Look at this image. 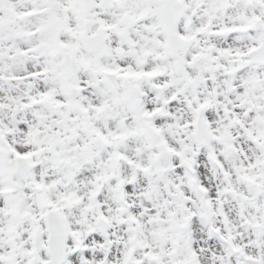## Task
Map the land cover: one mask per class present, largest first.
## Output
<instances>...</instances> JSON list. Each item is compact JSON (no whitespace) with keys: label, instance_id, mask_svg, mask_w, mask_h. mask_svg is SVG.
I'll list each match as a JSON object with an SVG mask.
<instances>
[{"label":"rangeland","instance_id":"obj_1","mask_svg":"<svg viewBox=\"0 0 264 264\" xmlns=\"http://www.w3.org/2000/svg\"><path fill=\"white\" fill-rule=\"evenodd\" d=\"M11 1L4 5L0 0V264H31L34 246L43 249L42 261L37 264H45L49 260L45 217L54 212L66 214L70 225L65 264H244L248 257L242 252L238 261L231 249L235 240L249 258L264 264V143L259 139L264 136V110L259 100L257 108H252L243 85L228 82L214 63L208 70L222 85L219 108L211 112V145L220 152L223 165L215 171L204 148L193 142V119L188 109L201 76H208L207 67L188 69L187 75L194 81L181 72L173 76L168 71L165 88L149 93L147 98L153 107L164 110L158 126L171 147V157L162 161L171 171L166 180L160 179L158 144L140 133V122H124L130 118L121 99L124 89L120 97L111 96L90 67H79L82 61L89 66L94 58L82 50L75 54L78 67L71 69L74 64L69 57L75 50L66 47L62 55H67L71 64L68 69L74 72L66 71L67 80L73 83L75 74L85 88L80 97L74 93L64 99L58 73L65 70L60 67L62 60L57 63L47 59L48 35L28 38L24 35L28 27L22 20L6 16L9 5L20 12L40 8L28 0ZM50 18V12L42 9L30 19L29 28L46 26ZM122 18H130L125 9ZM148 33V41L155 39ZM66 35L74 39L72 34ZM33 46V54L19 53L21 48ZM143 48L133 57L127 51L119 58L114 55L111 62L123 61L136 68L134 60H139ZM155 60L158 62L157 56ZM45 68L48 72L43 75ZM37 72L42 73L37 80L25 78ZM252 75L255 84L244 86L249 85L261 97V75ZM158 95L168 105H163ZM77 103L87 115L75 109ZM226 106L252 114L237 111L235 118H226ZM247 130L250 134L246 136ZM118 153L125 158L114 174L112 166ZM4 154L8 163L3 161ZM19 156L35 162L26 182L14 172ZM186 161L193 164L192 170L185 166ZM7 167L15 174L12 181L2 176L4 169L6 176L12 177ZM118 173L126 180L122 195L116 185ZM72 175L74 181L70 183ZM195 181L206 190L213 215L210 225L196 211L200 202ZM98 186L102 188L97 190ZM50 192V204L44 206L40 197L43 200ZM123 197L129 200V215L122 214ZM21 205L32 210L22 220L12 215L14 207ZM99 212L106 217L107 235L97 224ZM12 224L20 238L19 251L15 250L19 244H11L8 237Z\"/></svg>","mask_w":264,"mask_h":264},{"label":"flooded vegetation","instance_id":"obj_2","mask_svg":"<svg viewBox=\"0 0 264 264\" xmlns=\"http://www.w3.org/2000/svg\"><path fill=\"white\" fill-rule=\"evenodd\" d=\"M1 1L4 5L12 2ZM52 1L53 6H48L45 0H28L50 12L51 18L46 24L45 32L49 35L58 33L64 38V47H73L75 50L69 57L74 65L69 64L67 55L64 56L67 58L66 68L69 65L71 69L83 67V61L77 66L75 55L82 50L83 54L94 57L93 67L97 71L102 65L108 68L102 74L105 73L110 79H117V75L111 71L121 62H111L114 55L119 58V55L127 51L126 54L133 57V53L140 47L144 48L139 53L149 48V51L156 54L158 61L150 68H158V73L161 74L158 81L163 84L168 71L173 76L181 72L189 81H194L193 76L187 75L188 69L207 67L205 70L208 76H201L200 87L197 89L201 99L199 101L202 102L209 100L205 85L217 82L208 71L212 70L213 63L220 67L221 74L229 80L231 73L228 71L233 61L251 58L254 64L242 72L240 84L245 88H242L243 93L249 98L258 99L264 110V94L256 96L249 87L256 82L252 74H258L261 75L260 87L263 86L261 92H264V0ZM12 6L14 5H9ZM124 9L130 13L129 19H121ZM8 10L6 16L10 15ZM21 23L29 28L31 21ZM28 28L24 29V35L31 32L33 26ZM67 32L74 39L67 36ZM148 32L155 35V39L148 41ZM169 32L173 35L170 36ZM89 40L91 45H97L100 40L102 43L97 45L95 51H91L88 48ZM170 40H173V47H170ZM110 49L113 50L112 56L106 57ZM134 61L137 64V60ZM124 65L129 64L124 62ZM90 66L91 64L86 68ZM71 72L74 73L72 70ZM245 80L247 83L243 82ZM248 83V86H244ZM154 88L156 91V85ZM149 121H153L152 118Z\"/></svg>","mask_w":264,"mask_h":264},{"label":"water","instance_id":"obj_3","mask_svg":"<svg viewBox=\"0 0 264 264\" xmlns=\"http://www.w3.org/2000/svg\"><path fill=\"white\" fill-rule=\"evenodd\" d=\"M166 157H168V154H166L165 152H164V158H166ZM160 161H161V159H160ZM161 170H163V174H161L162 176H163V178H166L167 176V173H168V171L169 170H165V169H161ZM61 218H59V220H60ZM59 220H57L56 222H59ZM62 225V224H61ZM49 226H50V231H52V237H51V244H50V246H49V251H50V254H51V258L53 259V261L52 262H50L49 264H60V262L61 261H63L64 260V251H65V243H66V236H64V234H65V231L63 232V241H59V238H60V234H58V236H59V238H57V240H55L54 238V234H55V232H54V226H53V222L51 221V222H49ZM62 228H63V225H62ZM62 228H60V233L62 232ZM103 231L105 232L106 231V225H105V228H103ZM58 248H60V249H58ZM58 250V251H57ZM59 256H60V258H59ZM61 259V260H59V259Z\"/></svg>","mask_w":264,"mask_h":264}]
</instances>
